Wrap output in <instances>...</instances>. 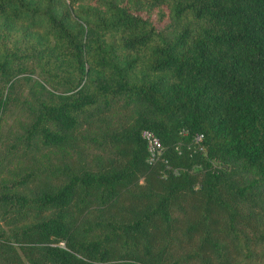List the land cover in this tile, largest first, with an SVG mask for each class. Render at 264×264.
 <instances>
[{"label": "trees", "instance_id": "trees-1", "mask_svg": "<svg viewBox=\"0 0 264 264\" xmlns=\"http://www.w3.org/2000/svg\"><path fill=\"white\" fill-rule=\"evenodd\" d=\"M16 105L0 264H264V0H0Z\"/></svg>", "mask_w": 264, "mask_h": 264}, {"label": "built area", "instance_id": "built-area-1", "mask_svg": "<svg viewBox=\"0 0 264 264\" xmlns=\"http://www.w3.org/2000/svg\"><path fill=\"white\" fill-rule=\"evenodd\" d=\"M141 135L144 138L147 146V160L149 162H155L161 157L164 151V146L162 142L160 141L159 137L154 133V131L150 129H143ZM200 139L201 135H197L196 140Z\"/></svg>", "mask_w": 264, "mask_h": 264}, {"label": "rangeland", "instance_id": "rangeland-1", "mask_svg": "<svg viewBox=\"0 0 264 264\" xmlns=\"http://www.w3.org/2000/svg\"><path fill=\"white\" fill-rule=\"evenodd\" d=\"M26 91V88L24 89V92ZM14 111H11V113L7 116V117H3V119L1 120V132L4 134V135H7V133H10L12 134L13 132H11V130H14L15 128L18 127V125L21 123V117L18 115V105H16L15 108H13ZM11 129V130H9ZM7 141H10V140H7ZM4 149V146L3 145H0V151ZM47 149L46 148H43L41 151H46ZM55 155L53 152H51L50 154H47V156H50L52 157V159L55 158ZM48 157H41V161L42 162H46V159Z\"/></svg>", "mask_w": 264, "mask_h": 264}]
</instances>
